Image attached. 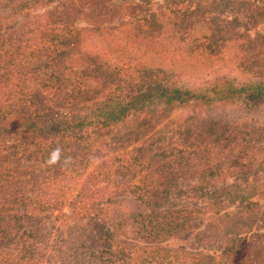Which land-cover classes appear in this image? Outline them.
<instances>
[{"label": "rangeland", "instance_id": "obj_1", "mask_svg": "<svg viewBox=\"0 0 264 264\" xmlns=\"http://www.w3.org/2000/svg\"><path fill=\"white\" fill-rule=\"evenodd\" d=\"M26 1L0 0L2 32L27 35L34 22L43 26L37 40L65 35L59 48L69 50L59 64L74 70L88 66L85 77L93 82L98 76L89 75L101 74L107 80L102 91L124 86L122 81L196 91L207 82L223 81L227 89L264 82V0H229L230 5L221 0H42L32 6ZM93 26L104 30L90 32ZM70 58L76 62L69 65ZM19 59L31 61L22 54ZM81 76L69 74L66 85L55 82L43 94L60 115L82 104L84 97L72 94ZM0 101L6 107L0 210L31 200L30 185L19 187L22 174L28 172V182L29 173L46 168L35 191L45 195L49 209L45 218L38 214L19 222L22 230L39 229L20 243V238L0 236V254L11 251L22 258L7 264H150L136 256L144 246L181 249L185 256L206 254L208 264L226 246L228 255L215 264H264L248 260L247 254L257 258L260 252L264 258V112L249 115L229 108L196 114L182 107L129 117L97 140L84 131L59 128L38 141L28 140L15 123L7 126L18 122L23 103H9L7 96ZM211 125L216 126L210 131ZM77 142L85 146L81 157L67 156ZM50 148L61 154L57 174L42 157ZM13 184L17 200L7 193ZM227 193L246 198L228 201ZM71 209L77 214L63 228L61 215ZM240 229L247 231L234 237ZM238 245H247V252L237 254ZM24 246L26 251H20Z\"/></svg>", "mask_w": 264, "mask_h": 264}, {"label": "trees", "instance_id": "obj_2", "mask_svg": "<svg viewBox=\"0 0 264 264\" xmlns=\"http://www.w3.org/2000/svg\"><path fill=\"white\" fill-rule=\"evenodd\" d=\"M40 1L42 0H27L26 4L32 6L35 2ZM225 1L230 5L229 0H221L222 3ZM1 17L2 16H0V99L7 96L9 103L14 101L23 103V110L20 112L21 115L18 122H9L7 126L10 123L9 126L15 123L16 125L14 128L22 132L26 131L28 140L37 139L38 141H42L43 139L49 138L52 133H57L59 128L66 131H84L86 138L90 137L91 139L94 138L97 140L108 133L112 124L124 121L129 117H136L139 115L151 117L157 114H167L182 107H187L196 112V114L210 112L215 109L224 112L228 111L229 108L236 109L249 115L256 112H264V82H262V80L241 82L232 89H227L223 81L220 84L218 83L219 81L214 82V84L207 82L203 91L189 90L178 86H166L161 83L142 87L134 86L135 84L131 85L127 81H122L125 84L124 86L115 84L113 88L102 91L107 85V80L102 77L101 74H96L95 76L92 74L89 75L92 77L98 76L96 81L93 82L85 77V69H87L88 66H78V68L74 70L75 67H65L59 64L62 54L69 50L59 48L65 44V35L59 34L57 37L37 40L38 31L40 28H43V26L37 25L34 22L29 24L32 29L27 30L29 35H17L10 30L3 33ZM44 27H46L45 24ZM103 30L104 28L101 26H93L90 32H103ZM67 35L70 36V38L72 37L71 39L76 38V36H72L70 33ZM54 41L57 42L56 47L53 46ZM68 41H70V39H68ZM45 44L46 47L43 48ZM21 54L31 59L29 64L19 59ZM73 62H76V58H70L67 63L71 65ZM101 68H103V66H97L96 70L99 71ZM69 74L76 76L79 74L82 75L80 79L74 80L78 82H76L75 88L72 89V94L75 96L74 99H77L79 96H83L84 98L82 99V104H78L80 107L76 112L69 114L64 110L63 114L60 115V110L53 107L49 97H44L43 94L46 93L55 82L66 85ZM44 79H46V81H43ZM2 89L5 90L6 93L3 92ZM89 91H91V93H89ZM52 108H54V111ZM5 109L4 103L0 101V116L2 117L0 119V133L5 130V126L2 124L5 121L3 117V115H5ZM215 126L216 125H211L210 131L215 128ZM206 135H209V133L206 132ZM83 147L85 146L82 143L77 142L76 150H73V154L69 153L67 156L73 158L81 157V150ZM56 150L57 148H50L42 157L57 174L59 173L58 165L61 159L60 152L55 161L52 159L48 160ZM38 161L39 159H37V162ZM42 171H47V168L45 170L38 169L36 172L29 173L30 179L28 182L24 180V176L27 175L28 172H23V179L20 181L19 187L25 188L30 185L31 190L35 194L29 201L21 200L12 202L17 209L5 210L2 208V210H0L1 237L20 238L18 242L20 243L21 238H29L32 236V233L34 234L39 230L32 226H27L26 230H22V226L19 222L23 219L33 220L38 214L45 218L49 211L48 207H45L47 203L45 195L38 194L35 191V188L40 184ZM235 187L236 185H234V188ZM7 193L14 197L13 200L18 199L19 190L14 184L8 187ZM225 195L228 201H236V199L242 201L246 198V196L242 194L241 196H231L230 193ZM79 196L81 195H78V197ZM257 197L259 198V196ZM249 205L254 207L259 206L257 203ZM69 212L68 215H61V224L63 228H66L68 222L77 214L75 209H71ZM141 229L143 232L144 228ZM245 231L247 230L240 229L236 232L237 235L233 236L237 237L239 236V232L244 233ZM229 241L232 245L236 244L235 240L234 242L231 240ZM6 242L10 244V241ZM218 243H220V245L225 244V240H218ZM243 249L247 252V245L245 248H241L238 245L236 253L241 255ZM229 250L230 248L221 246L220 250H217L220 256L217 260L213 259V264L222 263L223 257L228 255ZM20 251H26V246L21 248ZM160 254H163L164 257L162 258V262H157L155 256ZM247 254L249 256L248 260L252 262H255V259L264 260L260 252L257 253V258L251 256V253ZM137 255L143 260V263L147 262L150 264H202V262L208 264L211 261V259L205 260V257H208L206 254H189L185 256L181 249H162L151 246L138 247L136 250V256ZM15 258L22 259L19 257V254L15 255L11 251L0 254V264H7L9 261L13 262ZM180 259H183V261L179 262Z\"/></svg>", "mask_w": 264, "mask_h": 264}, {"label": "clouds", "instance_id": "obj_3", "mask_svg": "<svg viewBox=\"0 0 264 264\" xmlns=\"http://www.w3.org/2000/svg\"><path fill=\"white\" fill-rule=\"evenodd\" d=\"M59 150L57 149L55 153L52 155V160L55 161L58 158Z\"/></svg>", "mask_w": 264, "mask_h": 264}]
</instances>
